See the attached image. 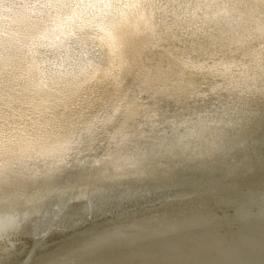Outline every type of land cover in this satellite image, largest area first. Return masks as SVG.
<instances>
[{"label": "bare ground", "instance_id": "obj_1", "mask_svg": "<svg viewBox=\"0 0 264 264\" xmlns=\"http://www.w3.org/2000/svg\"><path fill=\"white\" fill-rule=\"evenodd\" d=\"M0 264H264V0H0Z\"/></svg>", "mask_w": 264, "mask_h": 264}]
</instances>
